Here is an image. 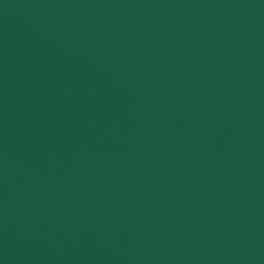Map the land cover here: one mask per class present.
<instances>
[{
  "label": "water",
  "instance_id": "water-1",
  "mask_svg": "<svg viewBox=\"0 0 264 264\" xmlns=\"http://www.w3.org/2000/svg\"><path fill=\"white\" fill-rule=\"evenodd\" d=\"M0 264H264V0H0Z\"/></svg>",
  "mask_w": 264,
  "mask_h": 264
}]
</instances>
